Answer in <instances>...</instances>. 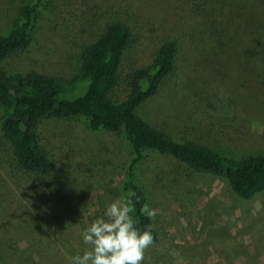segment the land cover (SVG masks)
Returning a JSON list of instances; mask_svg holds the SVG:
<instances>
[{
	"label": "rangeland",
	"instance_id": "rangeland-1",
	"mask_svg": "<svg viewBox=\"0 0 264 264\" xmlns=\"http://www.w3.org/2000/svg\"><path fill=\"white\" fill-rule=\"evenodd\" d=\"M26 1L0 0V34ZM116 21L131 40L113 102L127 94L125 75L174 37V70L139 105V116L226 156L264 154V0H50L25 50L2 68L69 79L83 47ZM40 136L50 159L43 176L15 171L0 141V264H70L90 248L81 233L124 198L129 147L120 134L50 120ZM136 171L156 210V239L143 264H264V191L242 200L223 178L160 154Z\"/></svg>",
	"mask_w": 264,
	"mask_h": 264
},
{
	"label": "trees",
	"instance_id": "trees-1",
	"mask_svg": "<svg viewBox=\"0 0 264 264\" xmlns=\"http://www.w3.org/2000/svg\"><path fill=\"white\" fill-rule=\"evenodd\" d=\"M49 1L21 4L12 28L0 34V141L15 171L45 175L50 159L40 128L50 120H80L88 131L117 133L127 142L129 157L120 187L124 197L135 193L133 218L141 231L147 230L151 221L140 213L147 204V193L136 170L153 155L169 156L194 171L223 178L230 192L242 200L264 191V154L226 156L191 140H177L137 113L139 105L152 97L174 70L178 49L174 37L162 41L147 64L125 75L128 91L119 102H113L109 94L121 78V57L131 40L128 26L119 21L107 23L102 33L83 47L77 58L78 73L69 79L33 71H4L2 62L25 50L39 11ZM151 231L155 240L152 225Z\"/></svg>",
	"mask_w": 264,
	"mask_h": 264
},
{
	"label": "clouds",
	"instance_id": "clouds-1",
	"mask_svg": "<svg viewBox=\"0 0 264 264\" xmlns=\"http://www.w3.org/2000/svg\"><path fill=\"white\" fill-rule=\"evenodd\" d=\"M115 200L106 207L104 217L94 220L82 233L90 248L71 258L70 264H143L144 253L153 245L151 225L141 231L135 223L132 196ZM140 213L154 219L156 210L147 204Z\"/></svg>",
	"mask_w": 264,
	"mask_h": 264
}]
</instances>
